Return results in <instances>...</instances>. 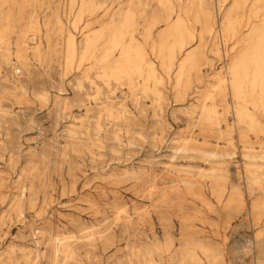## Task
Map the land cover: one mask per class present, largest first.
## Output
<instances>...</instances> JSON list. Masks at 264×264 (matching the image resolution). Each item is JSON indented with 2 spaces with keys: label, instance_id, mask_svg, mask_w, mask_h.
<instances>
[{
  "label": "rangeland",
  "instance_id": "obj_1",
  "mask_svg": "<svg viewBox=\"0 0 264 264\" xmlns=\"http://www.w3.org/2000/svg\"><path fill=\"white\" fill-rule=\"evenodd\" d=\"M256 30L264 0H0V264H264V76L231 72Z\"/></svg>",
  "mask_w": 264,
  "mask_h": 264
},
{
  "label": "bare ground",
  "instance_id": "obj_2",
  "mask_svg": "<svg viewBox=\"0 0 264 264\" xmlns=\"http://www.w3.org/2000/svg\"><path fill=\"white\" fill-rule=\"evenodd\" d=\"M227 24H228L227 30H228V32H230L232 30L231 20H229ZM125 26L127 28L129 36L132 37V27H133V13H132V11H128V13L126 14ZM175 30H176V34L178 36H181L184 31H187L186 27L183 24L176 25ZM261 30H256L257 31L256 42H254V43L248 42L247 43V45L245 46L246 49L243 52L240 63H238L237 65H235L231 69L232 75L234 76L233 91L237 95H240L241 92L244 91V89L247 85L249 86L250 92L253 94L255 89H256L258 79L262 78V76H264V31H261ZM113 43L115 45L119 44V39L116 36H113ZM130 44L128 45L129 47L126 49L127 56H126V61H125V66H124L125 70L124 71L118 70V72L114 74V76L117 78L121 79L124 76H131L134 74H138L141 76L144 73V70L142 69V64L147 65V63H148L146 61L145 57H142L141 55L139 56L138 53L133 52V49H132ZM91 46H92V43L88 42L87 43L88 51L90 50ZM182 47H183V45H182ZM69 50L71 52V55L74 56L76 53V44H75L73 39H71L69 42ZM185 52H186V50L184 48H182L181 56L183 57V59L180 60V62H179V66H178L179 68H178V74H177L178 79H183L184 77L188 78L189 73L193 69H196V68L198 69V63H197L198 61L196 60V54H194L192 52H187L186 54H184ZM177 58H178V55H175V57L173 59H171L169 62H165V61L162 62L163 70L167 74H169L172 71L173 67L175 66V62H176ZM249 62L253 65V67L251 69L246 68V64ZM187 69L190 72L189 71L187 72ZM123 73H124V75H123ZM147 76L150 79H153L155 82H158V80H159L157 73H156V69L153 67V65L149 66ZM218 77H220V75H218ZM221 80H222V78H221ZM239 112H240L241 118L247 119L250 121L251 127L255 128V127L259 126V122L256 119V117L252 114H249L245 108H241L239 110ZM212 114H213V111L209 110L208 111L209 118H212V116H211ZM211 182H213V181H211ZM253 244H255V243H253ZM157 246H158V244L154 243L153 245L149 244L145 247L147 254L149 256V259H146L144 261V264H153V261L150 259V256L152 255V252L150 250L153 247L158 248ZM201 248L205 251H208L204 246H201ZM188 258L194 259V256L191 254H188Z\"/></svg>",
  "mask_w": 264,
  "mask_h": 264
}]
</instances>
